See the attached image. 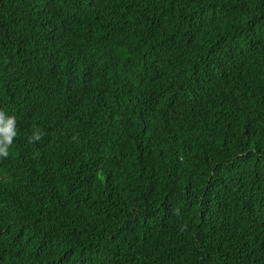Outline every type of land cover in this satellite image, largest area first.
<instances>
[{
    "label": "trees",
    "instance_id": "16d2710c",
    "mask_svg": "<svg viewBox=\"0 0 264 264\" xmlns=\"http://www.w3.org/2000/svg\"><path fill=\"white\" fill-rule=\"evenodd\" d=\"M0 110V264H264V0H0Z\"/></svg>",
    "mask_w": 264,
    "mask_h": 264
},
{
    "label": "clouds",
    "instance_id": "9594fccd",
    "mask_svg": "<svg viewBox=\"0 0 264 264\" xmlns=\"http://www.w3.org/2000/svg\"><path fill=\"white\" fill-rule=\"evenodd\" d=\"M18 135L15 116H8L3 110H0V159H7L10 155V147L14 138ZM30 143H35L42 139V133L38 130L28 138ZM179 215V209L175 212Z\"/></svg>",
    "mask_w": 264,
    "mask_h": 264
}]
</instances>
